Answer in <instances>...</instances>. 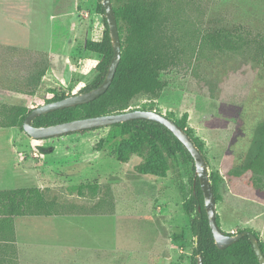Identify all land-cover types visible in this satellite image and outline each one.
Masks as SVG:
<instances>
[{
  "label": "rangeland",
  "instance_id": "rangeland-1",
  "mask_svg": "<svg viewBox=\"0 0 264 264\" xmlns=\"http://www.w3.org/2000/svg\"><path fill=\"white\" fill-rule=\"evenodd\" d=\"M199 1L204 27L242 24L264 33V0ZM24 5L25 0H0V101L32 110L47 103L54 90L76 94L93 80L102 56L86 50L85 41L101 39L105 26L97 0H84L78 12L72 0L47 1L37 15L31 8L25 12ZM51 14L64 17L53 22ZM42 69L46 74L35 87ZM162 77L168 86L159 98L138 95L127 110L185 119L215 184L221 228L229 234L251 230L264 244V190L250 184L249 174H228L244 159L264 119V63L207 51ZM106 133L34 139L19 128H0V148L6 149L0 157L4 168L13 169L5 173L4 187L13 180L40 185L48 196L76 207L60 216L18 219L21 264H190L194 236L183 203L190 196L192 163L139 154L122 162L97 148ZM41 146L52 151L42 154ZM108 188L112 213L98 206Z\"/></svg>",
  "mask_w": 264,
  "mask_h": 264
},
{
  "label": "trees",
  "instance_id": "trees-1",
  "mask_svg": "<svg viewBox=\"0 0 264 264\" xmlns=\"http://www.w3.org/2000/svg\"><path fill=\"white\" fill-rule=\"evenodd\" d=\"M201 4L199 0H124L118 3L112 0L121 36V60L111 85L94 100L41 114L33 120V124L48 126L122 112L129 109L132 99L138 95L157 99L168 86V81L162 77L164 71L181 63L190 65L207 51L232 53L264 63V33L242 24L232 28L204 27ZM96 10L103 16V36L101 39H87L85 48L102 58L95 66L93 80L81 87L78 93L89 91L103 82L114 55L102 0H97ZM45 74L46 69L38 73L34 79L35 87ZM52 92L54 96L47 102L68 96L56 90ZM30 111L25 105L0 101V128L16 127L24 131L23 122ZM177 123L189 133L202 152L200 143L186 129L185 119ZM98 129H107V133L99 139L97 148L109 150L122 162L132 154H139L152 161L176 163L181 158L192 163L194 178L190 196L183 203L184 211L191 216L190 228L194 236L190 264H199V257L202 264H260L248 235L224 249L217 247L205 210L203 191L195 175L193 157L169 129L156 121L138 118L79 132ZM59 136L62 135L55 137ZM40 149L42 154L52 151L50 147L41 146ZM228 174L235 178L249 174L250 184L264 190V119L256 126L244 159ZM211 185L216 196L215 184ZM98 206L106 213L114 212L115 201L110 188L101 197ZM75 209L74 205H67L56 196H48L46 190L36 184L0 189V264H21L16 226L18 219L55 217ZM216 217L220 225L218 214ZM253 233L259 238L257 233ZM260 246L264 252L261 241Z\"/></svg>",
  "mask_w": 264,
  "mask_h": 264
},
{
  "label": "water",
  "instance_id": "water-1",
  "mask_svg": "<svg viewBox=\"0 0 264 264\" xmlns=\"http://www.w3.org/2000/svg\"><path fill=\"white\" fill-rule=\"evenodd\" d=\"M102 4L105 9V17L107 19L109 34L114 49V55L109 65L105 79L99 86L89 91L68 95L62 99L50 101L32 109L23 122V129L25 133L34 139H46L72 132H79L84 129L102 127L138 118L150 119L162 124L183 143V145L193 157L195 175L199 179L200 187L203 191L204 206L217 247L224 249L236 242L242 236L248 235L252 241L254 251L260 264H264V252L260 246V240L253 232L249 230H243L235 234H228L223 231L217 222L216 198L210 181L207 161L199 147L192 140L189 133H187L186 130L175 120L167 117L165 114L157 112L156 110L134 109L94 117L79 118L48 126H35L33 124V120L41 114L94 100L105 93L111 85L121 60V38L119 34L118 23L113 13L112 1L102 0ZM198 260L199 264H202V259L200 257Z\"/></svg>",
  "mask_w": 264,
  "mask_h": 264
},
{
  "label": "crops",
  "instance_id": "crops-1",
  "mask_svg": "<svg viewBox=\"0 0 264 264\" xmlns=\"http://www.w3.org/2000/svg\"><path fill=\"white\" fill-rule=\"evenodd\" d=\"M47 1H54V0H25V2H27V5L28 7H26L24 5V9H25V12H28L29 8H31V12L34 14V15H37L34 13V11H36L37 7H39L40 5H42L43 3L47 2ZM74 2V8L76 9V11L78 12L79 11V8L82 7V2L84 0H72ZM30 12V11H29ZM81 12V11H80ZM82 13V12H81ZM65 15H67V13H64ZM64 14H51V17H53V22H54V18H57L58 16L60 17H64L63 15ZM12 128H16V127H12ZM0 151L3 152L2 154H5L4 152L6 151V149L4 148H0ZM17 154H20L19 152H16ZM12 160V159H11ZM10 160V162H11ZM2 161V162H1ZM8 161V160H7ZM4 167H7V162H3V158L0 157V189H6V188H15V187H20L21 184H19L18 180H13L11 183L10 186L8 187H4L5 184L4 183H7L6 181L4 182V179H5V173L6 172H13V169L10 168V169H6ZM32 181H34V179H30ZM39 187H42L40 185H38ZM16 226H17V232H18V220L16 222ZM19 238V237H18Z\"/></svg>",
  "mask_w": 264,
  "mask_h": 264
}]
</instances>
